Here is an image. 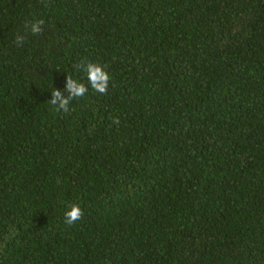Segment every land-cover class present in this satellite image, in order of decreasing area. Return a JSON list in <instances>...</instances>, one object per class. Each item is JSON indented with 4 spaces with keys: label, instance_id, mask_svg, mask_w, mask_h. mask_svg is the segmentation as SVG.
Segmentation results:
<instances>
[{
    "label": "trees",
    "instance_id": "16d2710c",
    "mask_svg": "<svg viewBox=\"0 0 264 264\" xmlns=\"http://www.w3.org/2000/svg\"><path fill=\"white\" fill-rule=\"evenodd\" d=\"M0 264H264V0H0Z\"/></svg>",
    "mask_w": 264,
    "mask_h": 264
},
{
    "label": "clouds",
    "instance_id": "9594fccd",
    "mask_svg": "<svg viewBox=\"0 0 264 264\" xmlns=\"http://www.w3.org/2000/svg\"><path fill=\"white\" fill-rule=\"evenodd\" d=\"M43 23V20L33 21L30 24H26L25 27L30 28L32 34L35 35L41 32V26ZM21 39L22 38L18 36L17 42L19 43ZM76 67L86 73L87 80L89 81L92 89L101 94H105L107 92L110 76L101 65L96 63H83L81 65H76ZM67 84V90L70 92L68 99L62 98L60 92L54 89L52 91V99L48 101L51 105L56 106L57 110L62 109L65 112L68 111V105L72 99L82 97L88 91V88L84 83L73 79L71 76H68ZM113 123L118 124L119 121L114 120ZM70 208V211L65 212V223L68 225L74 224L83 217V212L79 205L73 204L70 205Z\"/></svg>",
    "mask_w": 264,
    "mask_h": 264
}]
</instances>
